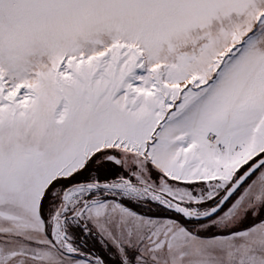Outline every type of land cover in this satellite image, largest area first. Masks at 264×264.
<instances>
[{
	"label": "snow or ice",
	"instance_id": "1",
	"mask_svg": "<svg viewBox=\"0 0 264 264\" xmlns=\"http://www.w3.org/2000/svg\"><path fill=\"white\" fill-rule=\"evenodd\" d=\"M0 264H264V0H0Z\"/></svg>",
	"mask_w": 264,
	"mask_h": 264
}]
</instances>
